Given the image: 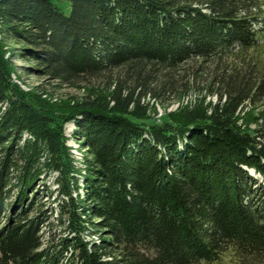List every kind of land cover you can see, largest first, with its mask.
Returning a JSON list of instances; mask_svg holds the SVG:
<instances>
[{
	"label": "trees",
	"instance_id": "1",
	"mask_svg": "<svg viewBox=\"0 0 264 264\" xmlns=\"http://www.w3.org/2000/svg\"><path fill=\"white\" fill-rule=\"evenodd\" d=\"M64 2L0 0V264H264L261 1ZM190 91L215 102L155 117Z\"/></svg>",
	"mask_w": 264,
	"mask_h": 264
},
{
	"label": "rangeland",
	"instance_id": "2",
	"mask_svg": "<svg viewBox=\"0 0 264 264\" xmlns=\"http://www.w3.org/2000/svg\"><path fill=\"white\" fill-rule=\"evenodd\" d=\"M60 2L61 7L64 9V11H67V4L66 0H58ZM262 4V8L264 10V0H260ZM259 27V25H258ZM5 46H13L12 42H6ZM8 53L5 54V57ZM11 57V56H9ZM11 63L15 66L16 73L11 74L12 80L20 87V89L27 91L29 88L39 87V89L45 88L50 95L47 96V98L50 101H58L59 99L66 98L67 96H78L80 95L81 91L76 90L74 88H68L64 85H57L56 82H52L51 80H48L46 77H42L35 74H26L24 70H21L20 67H23L25 65H30L29 62H27V59L21 58L20 56H17L15 54L13 58L10 59ZM16 75V76H15ZM20 77H17V76ZM200 99L204 100V104H212L215 102L214 96H203V93H196L194 91H190L185 97L179 100H166L162 103L155 102L152 103V101H149V104H153L156 110L155 117H159L163 112H171L175 111L177 108L182 106H190L194 103L198 102ZM147 100V99H146ZM145 100V101H146ZM73 131H74V124L72 121H68L63 124V135L65 137L64 144L68 147V151L73 159V163L77 168L82 169L83 163V149L80 148L78 144V140L73 138ZM83 173V172H82ZM250 174H252L254 177L258 178L259 180H263V178L257 174H254L249 171ZM53 175V174H52ZM49 177L46 184L50 186L51 189L55 188V185L52 183L53 176ZM78 184H81V178H78ZM81 192V191H79ZM56 193L54 192L53 196L49 198L48 201L45 203L48 204L49 207H51L53 210H57V204H58V198H55ZM56 216L55 212L51 216V219H53ZM50 219V220H51ZM46 230V229H45ZM96 234L93 232L86 231L83 233V237L88 239H95ZM208 264H237L236 261L231 258L230 256L226 255L220 260L208 263Z\"/></svg>",
	"mask_w": 264,
	"mask_h": 264
}]
</instances>
